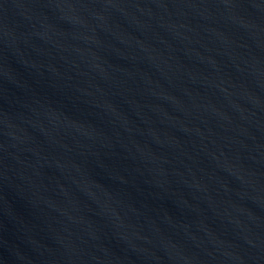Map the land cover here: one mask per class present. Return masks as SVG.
I'll return each mask as SVG.
<instances>
[{
  "label": "water",
  "instance_id": "water-1",
  "mask_svg": "<svg viewBox=\"0 0 264 264\" xmlns=\"http://www.w3.org/2000/svg\"><path fill=\"white\" fill-rule=\"evenodd\" d=\"M0 264H264V0H0Z\"/></svg>",
  "mask_w": 264,
  "mask_h": 264
}]
</instances>
